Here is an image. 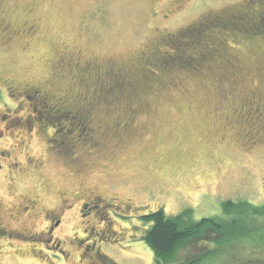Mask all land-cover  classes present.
<instances>
[{"label":"rangeland","instance_id":"obj_1","mask_svg":"<svg viewBox=\"0 0 264 264\" xmlns=\"http://www.w3.org/2000/svg\"><path fill=\"white\" fill-rule=\"evenodd\" d=\"M212 18L217 24L194 44L167 38L188 36L194 24ZM179 47L186 61L172 60ZM4 83L23 91L36 85L52 102L65 101L87 121L89 137L77 136L70 116L78 146L71 156L55 152L51 123L60 128L67 121L57 114L48 123L41 116L48 105L30 99L40 118L16 125L5 113L25 117L29 101L0 92V124L35 128L24 146L15 138L0 144L12 170L0 172V220L26 227L21 240L0 239V264H157L142 239L150 223L141 215L162 207L172 216L189 210L184 222H229L238 217L224 210L226 200L264 206V0H0ZM75 190L134 208L101 209L106 224L94 230L67 212L49 237L47 211ZM21 195L40 204L26 214ZM228 227L239 233L211 258L262 264L264 215H245ZM67 235L72 245L63 243ZM202 237L189 249L199 251Z\"/></svg>","mask_w":264,"mask_h":264},{"label":"flooded vegetation","instance_id":"obj_2","mask_svg":"<svg viewBox=\"0 0 264 264\" xmlns=\"http://www.w3.org/2000/svg\"><path fill=\"white\" fill-rule=\"evenodd\" d=\"M168 38V37H167ZM33 87L29 88L25 91L20 90L19 88L15 87V86H9L8 88L5 86L4 84H0V92L2 94V92L4 90H10V93L12 94V96H16V98L20 99L22 97V95H24L23 99H27L28 105H27V109L26 111H28V109H30V112L32 111V113L28 112L26 113V116L24 117L23 115H19V112H17L15 109H12V111H2V112H6L5 114L7 115V113L12 116L10 117L11 120H18L20 121V123H16V125L21 124V119H28L31 117H34L35 119H39V113L36 114V106H34V104H32V102L30 101V99H35L37 102V105L39 104H47L48 108L44 109L45 113H41V116L43 118H47L48 120H46L48 123L50 122V118L51 116H55L57 114H60V119L59 120H65L67 121V124L65 126H61L60 128H57V126L53 123L52 126L55 127L54 130V135L51 136L50 139V144H51V148L57 152V153H61L63 156H71L74 151L75 148L78 146V144H76L77 139L74 138V136L72 135L73 130H75V125L73 122L70 121V116H73V119L75 118L76 124L79 127L78 131L79 133L77 134V136H83V138H85L84 140L87 141L88 137H89V127H87L86 123L87 121H83L81 119H79L76 116V113L73 112L69 107V104H67L65 101H59L56 100L55 102L53 101V95H50L49 93H47L45 90L41 89L40 87L36 86V85H32ZM26 92V93H25ZM27 92H31V94L27 93ZM23 99H21L20 102H23ZM71 100V99H70ZM69 100V101H70ZM27 103V102H26ZM39 103V104H38ZM30 106V108H29ZM1 121H4L3 119H0ZM17 121V122H18ZM7 122V120L5 121ZM4 123V122H3ZM59 124V123H57ZM0 126L3 127V129H0V144L1 142H5L6 143V139H17L20 140L22 143V146H24L26 144L27 139L31 136V133H33V131H35V128L33 129V127L30 126H24V127H19L22 128V130L20 131H13L11 129L8 128L7 123L5 124H0ZM38 130L37 131H45L46 128H44L43 126H37ZM62 127H66L65 130L62 129V131H60V129ZM60 133H59V132ZM7 132V133H6ZM83 143V142H81ZM18 146H15L14 144L12 145V148L15 150V148ZM1 148V146H0ZM5 149L7 147H4ZM0 149V172H4L5 170H8L9 172H12L11 169H8V167L4 164V161L2 158H5L6 156H8L9 154V150L8 149ZM10 156V155H9ZM15 179V178H12ZM77 190L73 191V192H69L67 197L62 199L59 206L58 207H53V209H49L47 211V214L49 215V225H48V230L47 233L50 234L49 237L52 236V228L56 225H59L61 223V221L63 220L64 217L67 216V212L71 213V215H75L76 217H80L81 222H83L82 217H85L86 220L88 221V223L91 225L90 227H93L94 230V226L101 223L102 225L106 224L104 223V221L101 220V216L97 213L101 208H105V209H109L110 208H114V210H116L117 207H119L121 210H123V205H128L131 208H134L133 206H131V203L129 202H117L115 201L114 198H105L103 196H101L100 194H95L94 192H90L89 196H84V195H88L85 193H83L82 195H78L77 194ZM23 196V195H21ZM84 196V197H83ZM22 202L18 205V207L20 206V209L22 212H25L26 214L30 211H32L33 208H35L37 205L40 204V202L37 201V199H35L34 197H30V196H23L22 197ZM2 204H0V211L2 208ZM72 210H74V212H76V214H74V212L72 213ZM117 212V210H116ZM107 213H109V211H107ZM54 215L56 216V218L54 217ZM9 217H12L13 215H8ZM109 216V215H108ZM96 223V224H95ZM103 227V226H102ZM23 228L26 227H12V225H10V223L8 222H4L3 220H0V239H8L7 241L11 240V238H18L17 236H19L20 232L22 231ZM74 228V227H73ZM86 228V227H85ZM86 231H88L86 229ZM105 235V231H100ZM46 231L42 232L41 234H39V237L44 238L43 234H45ZM72 234H74V238L78 239L80 236L76 235L75 230L74 232H72ZM16 236V237H15ZM68 236V235H67ZM104 237V236H103ZM74 238L72 240L70 236L64 238L63 243H67V244H73L74 243ZM90 239V238H88ZM106 239V238H104ZM17 240H21L20 238H18ZM48 240H51V238H49ZM41 241V240H40ZM58 242L62 243L60 241V239L58 238ZM46 244V243H45ZM64 244V245H65ZM47 245V244H46ZM48 246V245H47ZM50 248V247H48ZM66 250H62V249H57V255H64ZM55 253V254H56ZM81 256H84L81 253Z\"/></svg>","mask_w":264,"mask_h":264},{"label":"trees","instance_id":"obj_3","mask_svg":"<svg viewBox=\"0 0 264 264\" xmlns=\"http://www.w3.org/2000/svg\"><path fill=\"white\" fill-rule=\"evenodd\" d=\"M209 19L198 21L189 28L191 34H188V36L174 38L172 35H168V38L173 44L178 43L181 40L184 41V45L194 44L197 37L210 33V27L217 24L215 18H212V20ZM238 30L240 29L238 28ZM231 35L233 36L232 40H235L233 34H229V37ZM183 47H179L175 50V54L171 56L172 60H175L176 62L187 60V57L185 59L181 57L184 52ZM194 47L195 49L199 48L197 44H195ZM177 53L181 55L177 56ZM167 54L168 53L166 52V54L163 55V58H165ZM90 105L93 106V104ZM223 208L226 212L232 213L238 218L233 216L234 219L232 218V220L228 222L215 217H202L199 220L184 222L185 220L182 216L187 215L190 217L189 210L172 216L168 215L165 209L160 207L153 212L141 215L142 220L150 223L149 227L143 234L142 239L153 251L154 259L157 264H218L216 262L217 259L211 257L216 255L227 245V242L231 239L233 234L237 235L239 233L238 229L235 233H232L228 225L240 221L245 215H251L253 213L264 215V206H253L247 201L226 200L223 202ZM99 209L106 210L101 207ZM100 210L97 212L99 215L102 214V211ZM106 214L108 213L106 212ZM250 232V229L247 230V233ZM245 234L244 231L240 235ZM201 237L202 240L204 238L205 241L204 243L202 242L203 244L199 245L198 248L200 250L192 251V249H189V242L195 241L199 243ZM262 241L264 242V239H262ZM211 243H215V246L209 245ZM181 249H184L185 251L179 252ZM261 263L264 264V261Z\"/></svg>","mask_w":264,"mask_h":264}]
</instances>
